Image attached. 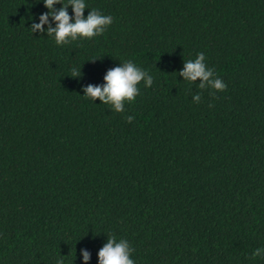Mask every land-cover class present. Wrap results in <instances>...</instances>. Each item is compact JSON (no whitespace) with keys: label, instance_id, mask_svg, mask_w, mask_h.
I'll list each match as a JSON object with an SVG mask.
<instances>
[{"label":"trees","instance_id":"trees-1","mask_svg":"<svg viewBox=\"0 0 264 264\" xmlns=\"http://www.w3.org/2000/svg\"><path fill=\"white\" fill-rule=\"evenodd\" d=\"M84 2L113 23L57 45L43 0H0V264H99L113 235L135 264H264V0ZM200 52L225 91L179 75ZM129 60L153 84L124 112L84 96Z\"/></svg>","mask_w":264,"mask_h":264},{"label":"clouds","instance_id":"clouds-1","mask_svg":"<svg viewBox=\"0 0 264 264\" xmlns=\"http://www.w3.org/2000/svg\"><path fill=\"white\" fill-rule=\"evenodd\" d=\"M43 2L50 11L42 14L40 24H33L31 30L33 33L37 30L43 32L44 24L48 23V17L52 16L56 22V27L48 28V36H54L57 45H65L78 38L92 39L102 35L107 27L113 23L112 16L103 15L95 9L91 10L85 18L84 11L87 7L84 0H68V4H62L63 6L58 11L53 9V5L61 3V0H43ZM69 5H71L74 13V22H70L73 17L68 14ZM205 59L203 52L198 53L194 61L185 62L184 70L179 75L189 82H195L199 79L201 81L200 89L212 88L217 91H225L227 89L226 83L220 78L214 77V71L206 66ZM79 75V70L73 68L71 76ZM104 80L106 83L102 87L89 85L84 89V96L93 101L99 99L101 103L111 105L117 113L125 111V101L131 103L136 99L139 95L137 86L141 81L144 82L145 87H151L153 84V77L130 60L122 63L121 67L109 70ZM200 100V94L194 95V102L198 103ZM133 119L134 117L131 115L126 117L128 123H132ZM133 251L128 241L121 239L117 242L114 235L109 236L108 242L99 251V264H135L134 260L130 258ZM256 257H264V248H257L252 253V258L255 259ZM83 259L87 264L90 259L87 251L83 252ZM56 264H64L63 259L58 260Z\"/></svg>","mask_w":264,"mask_h":264}]
</instances>
